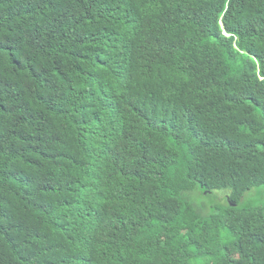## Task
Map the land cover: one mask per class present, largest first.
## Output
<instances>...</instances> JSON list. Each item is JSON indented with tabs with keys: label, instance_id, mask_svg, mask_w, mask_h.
<instances>
[{
	"label": "trees",
	"instance_id": "1",
	"mask_svg": "<svg viewBox=\"0 0 264 264\" xmlns=\"http://www.w3.org/2000/svg\"><path fill=\"white\" fill-rule=\"evenodd\" d=\"M263 186L264 0H0V264H264Z\"/></svg>",
	"mask_w": 264,
	"mask_h": 264
},
{
	"label": "rangeland",
	"instance_id": "2",
	"mask_svg": "<svg viewBox=\"0 0 264 264\" xmlns=\"http://www.w3.org/2000/svg\"><path fill=\"white\" fill-rule=\"evenodd\" d=\"M262 192L264 191V186L263 187H260V188H253L251 189L249 192H247V194L244 196L243 200H245V198L247 196H249L250 194H255L254 197L252 198L253 199V202L254 203H258V202H263L264 201V196L263 197H260L261 196V193L258 195L259 192ZM216 192H219V191H216ZM212 197V200L217 203L218 205H223L224 204V195L221 193H214L211 195Z\"/></svg>",
	"mask_w": 264,
	"mask_h": 264
}]
</instances>
